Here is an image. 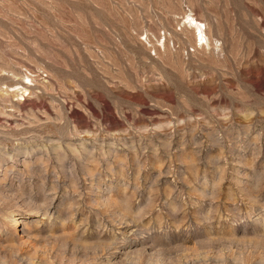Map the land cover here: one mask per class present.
<instances>
[{
    "label": "rangeland",
    "instance_id": "374dc122",
    "mask_svg": "<svg viewBox=\"0 0 264 264\" xmlns=\"http://www.w3.org/2000/svg\"><path fill=\"white\" fill-rule=\"evenodd\" d=\"M0 264H264V0H0Z\"/></svg>",
    "mask_w": 264,
    "mask_h": 264
},
{
    "label": "bare ground",
    "instance_id": "6f19581e",
    "mask_svg": "<svg viewBox=\"0 0 264 264\" xmlns=\"http://www.w3.org/2000/svg\"><path fill=\"white\" fill-rule=\"evenodd\" d=\"M190 24L195 26L197 31L199 30L200 33L197 34V40L199 39V37L203 40V37H205L203 31L201 30V23L194 17L190 18Z\"/></svg>",
    "mask_w": 264,
    "mask_h": 264
}]
</instances>
